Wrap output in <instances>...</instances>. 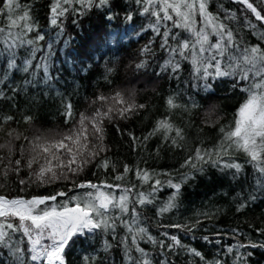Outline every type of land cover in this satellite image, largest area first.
Instances as JSON below:
<instances>
[{"label":"snow or ice","instance_id":"obj_1","mask_svg":"<svg viewBox=\"0 0 264 264\" xmlns=\"http://www.w3.org/2000/svg\"><path fill=\"white\" fill-rule=\"evenodd\" d=\"M230 2L239 8H228L219 2L213 12L209 10L212 0H131L135 7L130 6L125 12L124 18L132 23L137 15L148 19L147 26L142 24L136 31L137 36L150 30L160 37L159 46L167 53L159 66L160 73L179 77L187 62L197 94L214 93L215 83L227 79L231 91L242 96L232 121L219 128L222 134L219 143L212 148H195L194 155L186 157L180 165L184 171L156 172L124 164L123 172L114 176L121 183L81 179L86 169L107 150L105 120L128 119L147 107L137 102L135 88L116 90L111 96L97 95L91 104L98 106L91 113H79L78 119L72 102L62 99L66 131L43 130L35 126L33 116L27 115L23 122L29 125L31 134H25L12 126L18 123L14 115L0 111L3 134L0 136V264H68L70 250L79 239L100 242V251L83 256L82 264H105L100 253L108 254L111 259L112 251L117 248L123 252L125 264H175L172 258L181 252L199 258L201 264H229V259L232 264H248L253 254L249 249H264V238L253 239L239 228L231 230L236 242L224 247L221 239L225 233L217 230L199 237L220 246L218 254L209 260L197 248L184 243L180 234L196 239L204 221L214 218L213 213H200L184 222L158 221L156 226L163 229L158 235L151 233L145 215L149 206L156 209L157 217L178 209L183 188L195 178L193 172L203 174L207 165L221 173L229 172L233 180L245 176L246 166H251L254 186L246 196L237 194V212L264 197V0ZM113 7L112 0H54L49 22L58 29L56 40L64 34V18L68 15H87L94 9L111 11ZM117 15L113 12L107 18L112 20ZM77 22L73 19V24ZM39 29L32 5L21 0H0V100H14L20 91L35 86L40 82L36 79L38 73H42L45 85L54 86L55 78L49 71L54 42L41 45L46 35ZM248 34L256 38L255 44L246 39ZM154 43L155 39H151L140 49L142 58L132 65L134 71L149 67L148 57L155 55ZM63 44L67 47L68 41L64 40ZM38 53H43L39 59ZM115 71L114 67L106 66L103 79L108 84L112 83ZM15 73L27 74L20 87L11 82ZM179 99L178 93L167 97L169 113L182 109L191 114L192 109L199 107L192 96L190 103H180ZM217 108L218 105L210 103L204 113L205 123L219 122ZM157 133L162 134L165 142L180 147L178 141L184 140L185 129L176 126L166 115L156 121L152 132L142 141L135 136L132 139L143 144ZM96 167L117 171L116 163L109 157L99 160ZM21 171L28 172L27 180L19 177ZM133 171L139 184L126 180ZM10 175H16L18 183L25 186L29 183L38 187L70 186L47 194L13 196L5 190ZM143 185L148 188L144 189ZM164 188L172 191L166 200L158 202V193ZM255 231L264 237V228ZM142 244L156 252L146 250Z\"/></svg>","mask_w":264,"mask_h":264},{"label":"trees","instance_id":"obj_2","mask_svg":"<svg viewBox=\"0 0 264 264\" xmlns=\"http://www.w3.org/2000/svg\"><path fill=\"white\" fill-rule=\"evenodd\" d=\"M53 2L54 0H21V3L32 5L34 18L40 25L39 30L46 35V40L40 42L41 45L46 46L47 42H54V54L49 71L55 79L52 81L54 86L49 87L42 82V73H38L36 79L40 82L35 86H28L25 91H20L14 100H0V111L14 115L18 121L12 125L13 127L30 135L31 128L23 122V117L31 115L35 118L36 127L50 131H66L62 99L72 102L74 115L78 119L79 113H91L98 106L91 104L97 95L111 96L116 90L135 88L137 102L146 104L147 107L132 114L128 119L118 118L111 122L105 120L104 144L107 150L86 169L81 179L93 181L107 179L111 183H121L115 181L114 176L123 172L124 164L134 169L140 167L156 172L184 171L180 169V165L186 157L194 155L195 148H212L219 143L222 137L219 128L232 121L233 115L242 102L241 94L231 91L227 79L215 83L214 93L197 94L198 90L192 87L191 66L187 62L184 63V70L179 77L170 73H160L159 66L167 58V53L159 46L160 37H155L152 31L144 32L140 36L136 35V31L142 24L147 26L148 19L137 15L135 22L132 23L124 18L129 7H135L131 4V0H112L114 7L111 11L94 9L87 15H68L64 18V34L57 41L58 29L50 26L49 22L50 7ZM219 2L224 3L228 8H239L230 0H212L209 10L215 12ZM113 12L118 15L109 20L107 17ZM73 19L78 22L73 24ZM151 39H155L152 46L155 55L148 57L149 67L139 72L134 71L132 65L142 58L139 55L140 49ZM246 39L253 44L257 42L256 38L250 34L246 36ZM64 40L68 41L67 47L63 44ZM42 54H37L38 59ZM106 66L114 67L116 70L111 77V84L103 79ZM157 73L160 74L157 75ZM26 75L15 73L11 82L20 87ZM174 93L179 94L178 102L180 103L189 102V96L194 97L199 107L192 109L191 114L182 109L172 110L169 113L166 109V99ZM210 103L218 105L217 115L221 119L216 124L204 122L206 119L204 113L208 110ZM166 115L176 126L185 129L184 140L178 141L182 146L174 147L170 141L165 142L161 133L152 136L143 144L133 141L132 136L142 141L143 137L152 132L156 121ZM2 135L0 133V136ZM104 157H109L116 163V172H113L111 168L104 171L96 167V163ZM241 162H243L242 157ZM205 168L203 174L193 172L195 178L183 188L178 209H174L172 213L165 214L163 217H157L156 209L149 206L145 215L148 217L151 233L158 235L160 231H163L156 226L158 221L163 224L184 222L196 218L200 213H213L214 218L204 221L202 229L196 233V239L180 234L184 243L197 248L211 260L218 254L220 246L204 242L199 239L201 235H211L217 230L222 231L225 233L221 239V245L224 247L236 242L231 237V230L234 228H239L253 239L264 238L255 231L258 228H264V197L250 204L244 211L237 212L236 204L239 200L237 194L246 196L254 186V173L251 166H246V175L239 180H233L229 172L221 173L219 169L211 165ZM19 177L27 180L29 174L27 171H21ZM126 180L139 184L134 171L127 174ZM68 186L70 185L57 184L51 187H38L32 183L25 186L18 183L16 175H10L8 187L5 190L11 192L13 196L27 197L37 193L47 194ZM143 188L147 189L148 185H143ZM171 191L168 188L161 190L158 193V202L166 200ZM205 228L208 229L207 232L203 230ZM141 246L156 252L147 244ZM94 250L100 251L99 239L77 240L67 257L68 264H82L81 258L95 254ZM249 251L253 254L248 258V264H264V249H249ZM100 255L104 258L105 264H125L123 252L119 248L112 251L111 259L108 258V254L101 252ZM156 259L159 257L157 256ZM172 259L175 264H201L199 258L184 252ZM229 264H232L230 259Z\"/></svg>","mask_w":264,"mask_h":264}]
</instances>
